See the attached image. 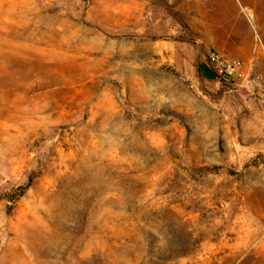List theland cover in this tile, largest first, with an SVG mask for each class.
I'll use <instances>...</instances> for the list:
<instances>
[{
	"label": "rangeland",
	"instance_id": "374dc122",
	"mask_svg": "<svg viewBox=\"0 0 264 264\" xmlns=\"http://www.w3.org/2000/svg\"><path fill=\"white\" fill-rule=\"evenodd\" d=\"M0 264H264V0H0Z\"/></svg>",
	"mask_w": 264,
	"mask_h": 264
},
{
	"label": "built area",
	"instance_id": "2783aa9c",
	"mask_svg": "<svg viewBox=\"0 0 264 264\" xmlns=\"http://www.w3.org/2000/svg\"><path fill=\"white\" fill-rule=\"evenodd\" d=\"M216 77L224 82L231 83L242 77L249 68L240 59L226 57L218 51L208 53Z\"/></svg>",
	"mask_w": 264,
	"mask_h": 264
},
{
	"label": "crops",
	"instance_id": "0c3cea01",
	"mask_svg": "<svg viewBox=\"0 0 264 264\" xmlns=\"http://www.w3.org/2000/svg\"><path fill=\"white\" fill-rule=\"evenodd\" d=\"M172 62L175 70L184 75H194L195 73H199L201 76L206 78L204 75V68H211L209 63L203 57H199L193 53H188L181 47L174 48L172 53ZM209 74L210 72L207 71L206 75ZM215 76L214 72L213 77Z\"/></svg>",
	"mask_w": 264,
	"mask_h": 264
}]
</instances>
